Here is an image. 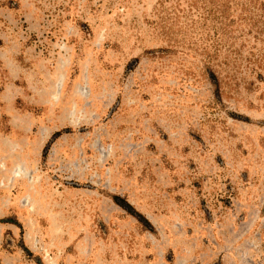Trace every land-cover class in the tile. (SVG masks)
<instances>
[{
    "label": "rangeland",
    "instance_id": "1",
    "mask_svg": "<svg viewBox=\"0 0 264 264\" xmlns=\"http://www.w3.org/2000/svg\"><path fill=\"white\" fill-rule=\"evenodd\" d=\"M0 264H264V0H0Z\"/></svg>",
    "mask_w": 264,
    "mask_h": 264
},
{
    "label": "bare ground",
    "instance_id": "2",
    "mask_svg": "<svg viewBox=\"0 0 264 264\" xmlns=\"http://www.w3.org/2000/svg\"><path fill=\"white\" fill-rule=\"evenodd\" d=\"M21 164H22V162H21ZM18 165V164H17ZM19 169H20V167H19ZM23 169V168H22ZM27 170V169H26ZM16 172H18V171H16ZM27 174V173H26ZM16 175V174H15ZM18 175V174H17ZM31 177V176H30Z\"/></svg>",
    "mask_w": 264,
    "mask_h": 264
}]
</instances>
